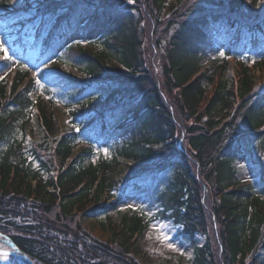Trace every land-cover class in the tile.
<instances>
[{
    "label": "trees",
    "instance_id": "1",
    "mask_svg": "<svg viewBox=\"0 0 264 264\" xmlns=\"http://www.w3.org/2000/svg\"><path fill=\"white\" fill-rule=\"evenodd\" d=\"M187 1L0 0V39L12 45L0 74L15 72L9 88L0 83V234L34 261L138 264L127 242L145 229L141 219L115 248L87 233L81 220L116 205L102 203L104 195L117 203L168 173L162 216L175 218L191 238L208 237L193 264H264L256 258L264 249V200L248 186L228 190L237 184L234 163L244 149L251 159L264 150V87L254 81L255 64L244 60L231 82L221 79L229 59L218 63L217 79L201 66L219 34L225 54L236 57L248 35L247 61H254L264 47V0ZM93 28L107 31L100 53L69 45L83 77L63 85L64 76L50 71L68 62L58 50L76 30ZM32 67L51 104L32 100ZM101 85L105 97H91ZM58 98L76 105L62 127L52 110ZM35 107L38 133L28 139ZM126 130L131 139L120 144ZM107 140L112 159L83 165L95 143ZM255 162L264 185V163Z\"/></svg>",
    "mask_w": 264,
    "mask_h": 264
},
{
    "label": "rangeland",
    "instance_id": "2",
    "mask_svg": "<svg viewBox=\"0 0 264 264\" xmlns=\"http://www.w3.org/2000/svg\"><path fill=\"white\" fill-rule=\"evenodd\" d=\"M16 2H21L22 0H15ZM176 0H170L171 3H175ZM189 1V0H188ZM188 1L186 2L188 5ZM169 10H163L162 16L167 15ZM138 17V16H137ZM139 18V17H138ZM85 20V18H83ZM107 33L106 30L93 28L88 30L86 33L76 30L72 35L68 36L66 42L60 49L58 53L62 54L63 57H66L67 63H58L57 68H54V73H60L63 78L62 83H67L69 81H74L75 78L83 77L82 73L79 72L77 68L73 65L71 56H68L67 47L74 44L73 49L76 50L77 47H84L90 49L93 52L100 53L102 49V41L104 36ZM59 37L62 36L61 33H58ZM245 46L243 47L244 55H241V58L245 60L250 49V44L248 35L245 38ZM78 41V42H76ZM0 42H2L0 40ZM33 39H28L25 42V48H29ZM212 46L206 48V55L201 61L202 71L208 73V75H215L217 79L220 75L218 70V63H220L225 57V43L221 37V34L217 35L212 41ZM6 49L11 48V44L6 41L3 43ZM76 44V45H75ZM16 52V51H15ZM18 53V52H16ZM163 53L161 54L162 57ZM4 58V54L1 55L0 59ZM264 47L258 49L256 52V57L254 61L249 64L245 63L246 66L250 67L255 64L253 69V77L256 82L257 87H264ZM229 65L227 70L221 74V79L232 81L235 78L239 77V65L238 61L235 58H230ZM163 58L159 60V65H163ZM109 65L115 64V59H109ZM32 77H35L39 83H37V89L32 92V100L35 103H48L45 94L42 91L43 81L38 78L37 71L34 68L31 70ZM59 71V72H58ZM127 73V70H124ZM14 73L5 72L0 74V83L7 80L9 83L8 88L11 86V82ZM9 80V81H8ZM64 85V84H63ZM207 91L212 90V86H208V83L205 82ZM107 93V88L104 85H101L97 88V92L91 95L94 96L97 94L105 97ZM174 98V95H172ZM54 108L53 114L58 119V124L62 127L64 123L68 124L69 122V113L72 109L76 108V105H70L69 101L62 100L61 98L56 99L53 104ZM37 108L35 107L32 121L29 128V137H32L31 132L34 133V138L37 136ZM217 117H221V114L217 113ZM225 121H228L231 116L224 115ZM182 116V120H184ZM27 139V143L28 140ZM131 134L129 130L124 131L121 135L117 137V141L122 144L125 141H130ZM110 141H103L95 143L93 146L94 156L90 161H86L83 165H88L89 163H97L100 160H111L112 159V150H111ZM80 145L79 147H83ZM261 161L264 163V150L255 151V156L253 159L249 157L244 149V153L236 160L234 166L237 170V184L234 187L229 188V191H232L237 188V186H248L251 188V196H258L261 200H264L262 189L264 187L261 177V167L255 162ZM159 181L153 187V184L147 185L145 188L138 191L129 190L127 191L122 199L116 203L115 199H108L107 195L103 196L102 203L106 205L113 206L116 204L106 215H101L99 217L88 215L87 218L82 219V228L97 238L102 242H108L116 247L117 243L122 244L126 241V237L129 235L128 231L133 224L134 219H141L143 224L146 225L144 230L139 231L138 234L132 236L130 242H127L130 245V257L134 258L138 264H193V261L196 258V252L198 248L203 247L207 243L208 237L204 233H197L194 238H191L188 234L184 232V227L180 222H177L173 217H163L162 212L164 211V197L162 194L168 191V186L171 184V177L168 173H162L159 176ZM33 181V185H35ZM32 184V183H31ZM25 189V188H23ZM42 196H37L36 199L39 202ZM167 199V197H164ZM245 202V201H244ZM246 203V202H245ZM249 206V204H245ZM92 207V204H87L85 209ZM86 209V210H87ZM252 214V210L250 211ZM171 211L167 213L170 215ZM79 215V214H77ZM11 242L8 238H5L0 234V243ZM9 257V256H8ZM257 259H264V249L259 248L256 252ZM9 259L15 263L13 257ZM251 259V256H249ZM36 264H41L35 262Z\"/></svg>",
    "mask_w": 264,
    "mask_h": 264
},
{
    "label": "bare ground",
    "instance_id": "3",
    "mask_svg": "<svg viewBox=\"0 0 264 264\" xmlns=\"http://www.w3.org/2000/svg\"><path fill=\"white\" fill-rule=\"evenodd\" d=\"M234 57H236V56H231V58H234ZM35 71H37V75L39 78V71L38 70H35ZM50 71L54 72L53 69H51ZM57 74H60V73H57ZM67 83H63V84H67ZM10 252H13L14 255H12V256L9 255ZM8 256L13 257V260L15 261V263H13L9 259ZM0 257L5 262V264H31L30 261H28V259L24 255H22V252H17L15 250L14 246L9 242L0 243Z\"/></svg>",
    "mask_w": 264,
    "mask_h": 264
},
{
    "label": "snow or ice",
    "instance_id": "4",
    "mask_svg": "<svg viewBox=\"0 0 264 264\" xmlns=\"http://www.w3.org/2000/svg\"><path fill=\"white\" fill-rule=\"evenodd\" d=\"M0 52H3L5 59H10L8 56V50L4 47L3 42H0ZM37 83H39V81H37Z\"/></svg>",
    "mask_w": 264,
    "mask_h": 264
},
{
    "label": "water",
    "instance_id": "5",
    "mask_svg": "<svg viewBox=\"0 0 264 264\" xmlns=\"http://www.w3.org/2000/svg\"><path fill=\"white\" fill-rule=\"evenodd\" d=\"M17 251H18V252H22V251H21L20 249H18V248H17ZM9 255L12 256V255H14V253H13V252H10ZM22 255H24V256L28 259V261H30L31 264H35V263L30 259V257H29L28 255H26L24 252H22ZM0 264H5V262L1 259V257H0Z\"/></svg>",
    "mask_w": 264,
    "mask_h": 264
}]
</instances>
